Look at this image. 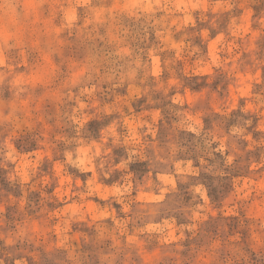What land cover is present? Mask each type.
<instances>
[{"label":"rangeland","instance_id":"obj_1","mask_svg":"<svg viewBox=\"0 0 264 264\" xmlns=\"http://www.w3.org/2000/svg\"><path fill=\"white\" fill-rule=\"evenodd\" d=\"M201 2L212 7L191 10L188 23L189 15L181 6L189 0H97L99 15L93 12L92 20L98 27L81 35L74 32L69 40L75 39V44L66 43L55 22H51L43 37L30 41L38 50L43 49L46 67L53 68L63 60L64 70L72 75L80 71L77 65L95 43L94 37H105L106 52L120 51L121 45L130 47L151 74L144 85L148 91L132 101L135 120L128 129L117 131L126 133L133 123L138 124L135 132L146 143L143 134L151 125L148 140L153 151L159 150L157 154L164 163L150 157L129 164L134 186L143 185L146 176L150 182V188L132 193L138 203L147 204L132 218L124 215L121 202L112 201L108 207L99 195L88 198L81 207L70 197L71 190L65 182L75 179L77 184H86L91 173L84 174L70 166L58 167L63 164L64 153L77 145L62 143L53 148L45 143L50 139L48 117L67 106L61 108L58 96L50 93L39 78L33 80L39 98L32 95L34 103L22 101L27 122L14 138L0 140V207L4 209L0 213V231L16 230L17 225L28 220L37 229L42 223L51 231L39 237V255L11 252L2 246L0 258L11 259L13 264L16 259L62 264L69 258H86L89 253L83 241L91 236L98 262L107 257L114 264L125 260L129 264H168L176 253H182L191 264H222L230 255L242 219L252 224L261 219L264 28L255 20L264 5L250 4L252 15L245 22L242 8H215L217 3L230 0ZM24 3L26 14L34 22L43 23L39 9L33 6L34 0ZM73 3L74 9L66 7L64 12L74 11L79 27L87 22L88 14L82 3ZM136 3H169L175 7L141 10L139 19L132 15L135 8L120 10L124 4ZM5 17L0 10V39ZM6 18L15 21L23 33L22 17L9 12ZM122 63L117 60V64ZM144 75V70L137 72L138 77ZM4 95H11L7 88ZM121 95H128L127 89L121 90ZM98 99L111 103L114 97ZM88 111L91 114L95 110ZM32 121L35 123L30 127ZM110 123L111 118L97 113L79 138L85 145L90 139L98 140ZM61 124V128L52 131L73 140L72 122L65 120ZM113 153L117 163L120 157L127 159L124 146L115 147ZM140 164H146L150 172L145 173L138 167ZM162 190H166L164 199L151 203ZM249 235L258 239L251 230L245 233Z\"/></svg>","mask_w":264,"mask_h":264},{"label":"clouds","instance_id":"obj_2","mask_svg":"<svg viewBox=\"0 0 264 264\" xmlns=\"http://www.w3.org/2000/svg\"><path fill=\"white\" fill-rule=\"evenodd\" d=\"M96 2L97 0H75V3H82L88 14L87 22L77 27L75 22L78 18L74 11L64 12L66 7L74 9L73 0H34L33 6L39 9L40 17L44 19L43 23L34 22L31 15L26 14L27 5L24 0H0V10L4 11L6 17L9 12L14 16L22 17L24 29L21 33L20 26L5 17L3 38L0 39V140L14 138L19 127L27 122L28 117L22 101L28 99L30 103H34L30 99L32 95L39 98V94L33 87V80L39 78V82L46 85L50 93L58 96L60 107L67 106L66 109L55 111L48 117L50 139H47L45 143L53 148L62 143L75 142L77 145L72 151L64 153L63 164L58 167L70 166L81 173H91L87 176L86 184H77L75 179L66 180L65 186L71 190L70 197L74 198L81 207L87 203L88 198L97 195L108 207H111L112 201H119L123 205L124 215L132 218L147 207V204L138 203L137 196L132 193L143 192L146 188H150V182L146 176V182L143 185L134 186V178L128 172L129 164L136 160H148L150 157L161 165L164 163L161 155L157 154L159 150L153 151L154 146L148 140L149 133L152 131L151 125H148V132L143 134L146 143H142L135 132V129L140 127L138 124L133 123L131 130L126 133L118 134L117 131V129H128L130 122L135 120L132 114V101L148 91V88L144 86L147 76L151 74L148 66L141 65L139 57L127 45H121L120 51L106 52L105 37L97 36L94 37L95 43L90 45L89 50L82 55L77 65L80 71L72 75L71 72L64 70L63 60L53 68L46 67L43 60V49L38 50L30 43L32 39L43 37L48 32L51 22H55L60 26L58 31L64 33L66 43L75 44V39L69 40L74 36V32L76 35H81L95 31L98 27L92 20L93 12L99 15L95 7ZM252 3L264 5V0H230L224 4L217 3L215 8H242L245 10L243 20L247 22L252 15L249 10V5ZM161 6L165 9L175 7L169 3L163 5L136 3L124 4L120 10L135 8L136 12L132 15L139 19L143 11H151L154 7L159 9ZM181 7L189 15L188 23H191V10L206 9L212 5H206L201 0H196L195 3L189 0V3ZM201 18H203V13H201ZM255 22L264 28V10L260 12ZM89 25L92 27L89 28ZM77 50L83 53L79 47ZM117 60L124 61V63L117 64ZM140 70L145 71L143 78L137 76ZM17 85H24V87H17ZM6 88L11 93L8 98L4 95ZM123 89H127L128 95H121ZM98 97H114V99L111 103H102ZM88 110L95 111L90 114ZM97 113L111 118V123L101 131L98 140L90 139L85 145L84 141L79 138L81 130ZM65 120L71 121L74 125L75 137L71 141L66 138L65 134L57 135L52 131L61 128V121ZM34 123L35 121H32L29 126L31 127ZM118 146H124L127 152V159L120 157L119 163L116 162V156L113 153V149ZM138 167L145 173L150 172L146 164H140ZM117 177H119L118 180ZM112 181L116 183L112 184ZM45 183H50V181L45 180ZM106 184L111 186L105 187ZM164 191L166 190L154 196L151 203H158L164 199ZM260 195H264V192ZM3 211L4 209L0 207V213ZM119 214L117 212V215ZM249 230L257 233L258 239L251 235L245 236ZM45 231H51V229L42 223L37 229L31 220L25 221L22 225H17L16 230L0 231V247L6 246L11 252L19 250L28 255L33 252L39 255L38 240ZM61 240L62 243L65 240L63 233ZM93 243L91 236L87 241H83V246L89 253L86 258L81 255L79 258H69L62 264H114V261L107 257L98 262L95 258ZM33 245L37 246L33 247ZM176 256L180 259H176ZM0 264H13V261L0 258ZM14 264H34V262L16 259ZM35 264H56V262L41 259L35 261ZM123 264H129V262L125 260ZM168 264H191V261L182 253H176L168 260ZM222 264H264V209L261 210V219L254 224L247 219H242L241 229L232 241L230 255Z\"/></svg>","mask_w":264,"mask_h":264}]
</instances>
